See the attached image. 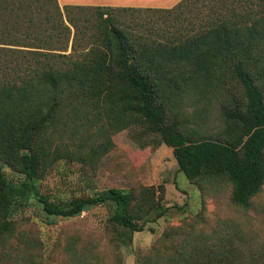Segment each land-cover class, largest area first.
Listing matches in <instances>:
<instances>
[{
  "label": "trees",
  "instance_id": "obj_1",
  "mask_svg": "<svg viewBox=\"0 0 264 264\" xmlns=\"http://www.w3.org/2000/svg\"><path fill=\"white\" fill-rule=\"evenodd\" d=\"M149 10L0 0V163L21 176L10 182L0 169V264H36L24 254L27 240L21 248L9 244L14 215L29 206L68 219L111 204L115 211L108 222L118 237L125 236L120 243L143 230L146 215L162 198L161 185L142 189L143 212L135 209L131 193L119 189L64 204L39 191L38 181L57 162L91 164L108 150V140L88 142L87 128L100 121L101 130L138 127L156 136L188 183L199 190L212 180L229 184L235 207L246 209L259 191L264 180V0L255 6L250 0H181L159 10L160 21L141 15ZM230 81L237 88H226ZM188 93L194 103L201 98L209 106L217 94L225 95L219 128L187 137L175 115L167 120L165 108L175 114ZM222 235L162 260L151 255L145 264H237ZM71 262L83 264L78 258Z\"/></svg>",
  "mask_w": 264,
  "mask_h": 264
},
{
  "label": "rangeland",
  "instance_id": "obj_2",
  "mask_svg": "<svg viewBox=\"0 0 264 264\" xmlns=\"http://www.w3.org/2000/svg\"><path fill=\"white\" fill-rule=\"evenodd\" d=\"M250 1L255 6L256 0ZM170 7L138 6L141 10L150 9L141 15L154 21H160L159 10ZM71 13L78 15L77 10ZM225 87L237 88L232 81L225 82ZM191 96V93L183 96L182 106L176 108L175 114L165 108V115L167 120L175 115L178 128L185 136L203 137L222 125L218 108L225 95L217 94L212 106L201 98L194 103ZM101 124L104 122L87 128L88 142L95 145L108 140V150L91 164L57 162L38 181L39 191L50 201L64 204L109 188L119 189L131 193L135 209L143 212L142 189H156L161 185L162 198L146 215L143 230L131 233L129 242L120 243L119 240L126 238L118 237L117 229L108 222L115 211L111 204L90 208L68 219L45 216L37 206H29L14 215L16 224L9 244L17 242V248H21L20 242L27 240L24 254L30 253L36 264H72L73 258L82 260L83 264H145L151 255L162 260L164 256L188 252L205 239L211 241L223 234L227 239L224 246L226 249L228 246L230 250H227L232 252L230 257L237 264H248V260L264 264V180L246 209L235 207L229 201V184L212 180L199 190L188 183L178 172L171 150L156 136L145 134L138 127L117 133L105 131L100 129ZM0 169L10 182L21 179L1 163ZM160 210H164L163 214L153 218ZM139 218L140 224L143 219ZM19 253L22 252H16Z\"/></svg>",
  "mask_w": 264,
  "mask_h": 264
},
{
  "label": "crops",
  "instance_id": "obj_3",
  "mask_svg": "<svg viewBox=\"0 0 264 264\" xmlns=\"http://www.w3.org/2000/svg\"><path fill=\"white\" fill-rule=\"evenodd\" d=\"M181 0H56L58 6H81V7H127L138 6H169L173 7ZM170 7V8H171Z\"/></svg>",
  "mask_w": 264,
  "mask_h": 264
}]
</instances>
